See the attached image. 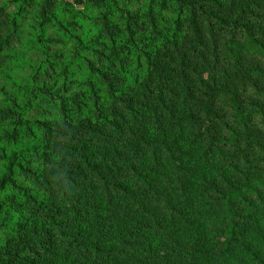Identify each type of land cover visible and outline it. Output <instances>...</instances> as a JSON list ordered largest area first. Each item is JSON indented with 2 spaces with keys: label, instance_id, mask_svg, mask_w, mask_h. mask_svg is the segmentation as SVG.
Returning <instances> with one entry per match:
<instances>
[{
  "label": "trees",
  "instance_id": "obj_1",
  "mask_svg": "<svg viewBox=\"0 0 264 264\" xmlns=\"http://www.w3.org/2000/svg\"><path fill=\"white\" fill-rule=\"evenodd\" d=\"M128 1L0 2V264H264V0Z\"/></svg>",
  "mask_w": 264,
  "mask_h": 264
},
{
  "label": "rangeland",
  "instance_id": "obj_2",
  "mask_svg": "<svg viewBox=\"0 0 264 264\" xmlns=\"http://www.w3.org/2000/svg\"><path fill=\"white\" fill-rule=\"evenodd\" d=\"M5 0H0V2L2 3ZM144 4V0H129L127 5H126V9L128 11H130L131 13H135L138 12L142 6ZM94 15V14H91ZM164 23H167L169 20L172 19V16L170 14H165L164 15ZM31 26V22L28 21L27 23L23 24L22 28H21V66L17 69H10L9 70V74L12 78V80L16 83L19 84H23L25 82H27V80L29 79L30 74H32V70L39 65V63L42 61L41 56L38 53V47L35 44L34 40H33V33L30 29ZM74 74L76 76L75 80L79 81L80 79H82L86 72L85 70L82 68L81 70H75ZM52 85V84H50ZM0 88H2L6 93H8L10 96H13V92L11 90V87L8 83L3 82L0 80ZM73 94H78V91L76 88H73L72 90H70L69 92V96H73ZM16 95V94H15ZM20 102V99L18 100ZM41 107L44 108L45 110H47L52 117H57L56 116V111L55 108L53 107L52 104H47L44 103L43 101H41L40 103ZM0 107L4 108L5 104L3 102V96L0 94ZM38 115V111H34L31 114V117H29L30 119H38L37 117ZM4 128H2V126H0V137H1V131ZM21 144L27 148H37L39 146V137L36 136V138H31V139H23V141L21 142ZM2 144L0 143V148H2ZM1 170H2V163L0 162V174H1ZM19 186L21 187H25L27 186L26 183L22 182L21 180L18 181ZM5 196L0 195V204L5 202ZM11 226L10 224H4V225H0V243L11 234Z\"/></svg>",
  "mask_w": 264,
  "mask_h": 264
}]
</instances>
